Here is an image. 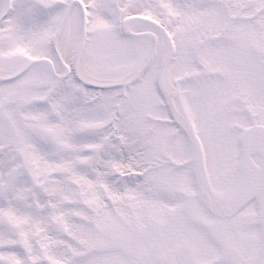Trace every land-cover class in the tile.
Returning <instances> with one entry per match:
<instances>
[{"label": "snow or ice", "instance_id": "snow-or-ice-1", "mask_svg": "<svg viewBox=\"0 0 264 264\" xmlns=\"http://www.w3.org/2000/svg\"><path fill=\"white\" fill-rule=\"evenodd\" d=\"M0 264H264V0H0Z\"/></svg>", "mask_w": 264, "mask_h": 264}]
</instances>
